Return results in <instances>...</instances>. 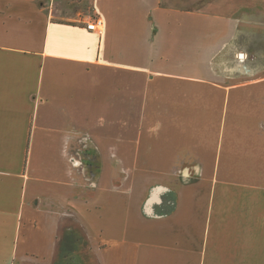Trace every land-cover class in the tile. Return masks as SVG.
<instances>
[{
	"label": "crops",
	"instance_id": "crops-1",
	"mask_svg": "<svg viewBox=\"0 0 264 264\" xmlns=\"http://www.w3.org/2000/svg\"><path fill=\"white\" fill-rule=\"evenodd\" d=\"M240 6L0 0V264H75V235L91 264H264V51Z\"/></svg>",
	"mask_w": 264,
	"mask_h": 264
},
{
	"label": "rangeland",
	"instance_id": "rangeland-1",
	"mask_svg": "<svg viewBox=\"0 0 264 264\" xmlns=\"http://www.w3.org/2000/svg\"><path fill=\"white\" fill-rule=\"evenodd\" d=\"M241 6L236 12L239 15L243 16L245 19H251L255 22H251V25H244V32L241 34V43L245 45L246 50L254 52H263L264 51V25L260 22L264 20V0H239ZM254 4L251 5V3ZM249 3V4H248ZM249 5V6H248ZM66 252L68 254L69 261L75 262V264H91L90 252L87 249L86 241L80 236L69 237L66 245ZM61 259V258H60ZM93 260V259H92Z\"/></svg>",
	"mask_w": 264,
	"mask_h": 264
},
{
	"label": "built area",
	"instance_id": "built-area-1",
	"mask_svg": "<svg viewBox=\"0 0 264 264\" xmlns=\"http://www.w3.org/2000/svg\"><path fill=\"white\" fill-rule=\"evenodd\" d=\"M86 28L93 31H100L103 27V20L100 17L85 18Z\"/></svg>",
	"mask_w": 264,
	"mask_h": 264
},
{
	"label": "trees",
	"instance_id": "trees-1",
	"mask_svg": "<svg viewBox=\"0 0 264 264\" xmlns=\"http://www.w3.org/2000/svg\"><path fill=\"white\" fill-rule=\"evenodd\" d=\"M68 254H70V252L62 251V252H61V258H62V259H64V258H65V259L68 258ZM68 260H70V259H68Z\"/></svg>",
	"mask_w": 264,
	"mask_h": 264
}]
</instances>
